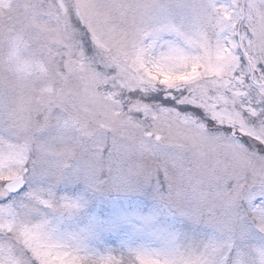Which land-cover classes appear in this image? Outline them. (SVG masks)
<instances>
[{
	"label": "snow or ice",
	"instance_id": "6c2138e0",
	"mask_svg": "<svg viewBox=\"0 0 264 264\" xmlns=\"http://www.w3.org/2000/svg\"><path fill=\"white\" fill-rule=\"evenodd\" d=\"M0 264H264V0H0Z\"/></svg>",
	"mask_w": 264,
	"mask_h": 264
}]
</instances>
